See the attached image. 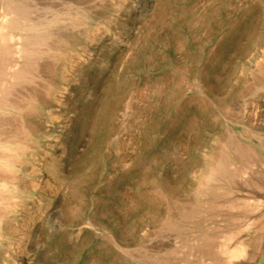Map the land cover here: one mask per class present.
<instances>
[{
	"label": "rangeland",
	"instance_id": "obj_1",
	"mask_svg": "<svg viewBox=\"0 0 264 264\" xmlns=\"http://www.w3.org/2000/svg\"><path fill=\"white\" fill-rule=\"evenodd\" d=\"M159 1H167L168 8L163 17L155 18ZM159 1L82 0L79 4L80 17H91L96 28L105 24L110 32L96 44L86 42L84 46L90 51H74L72 71L79 67L81 58L96 65L105 57L108 46L115 47L111 64L98 79L104 86L111 83L117 95L118 116L112 125L118 128V133L105 140L99 134L95 139L96 149H91L88 135L75 140L72 161L66 168L76 172L77 183L72 189L52 191L54 203L42 209L46 220L37 221L30 235L34 249L15 255L19 264H36L37 259L41 264H208L207 261L210 264L203 243H215L228 234L225 207L223 210L214 207V218H210L212 211L207 215L202 209V213L190 220V229L181 232L169 229L165 216L168 212L176 217L182 211L190 212L188 206L196 202L189 192L193 186L189 176L193 171L185 175V166H191V161L201 164L206 154L215 150L216 139L223 140L235 133L243 147L242 157L250 165L254 162L253 151L244 150L249 142L250 146L253 143L252 147L260 148L254 136H264V91L251 94L258 81L264 82V0ZM34 2L38 3V13L49 17L60 10L67 16L75 9L71 0ZM123 2L131 9L128 14L117 9L116 5ZM106 5L115 7L112 13L116 15H132L128 19V26L133 28L130 37L121 35L124 28L120 24L107 22L110 18L105 19L103 13ZM27 14L37 15L30 9ZM54 29L56 36L77 32L75 29ZM125 38L129 39L128 44ZM54 39L52 43L56 42ZM117 42L121 43L115 45ZM221 48L223 59L216 60ZM39 57L36 55L35 61ZM36 64L31 65L37 67L39 64ZM96 71L93 69L91 73ZM50 73L46 75L49 81L33 77L30 83L36 84L42 92L48 91L47 87L60 77V74ZM216 81L222 83L219 94L213 87ZM65 87L69 92L64 93V98H72L71 103H58L53 110L69 114L80 112L82 85L67 81ZM244 92L247 94H241ZM213 93L228 103V108H224L227 111L219 107ZM20 101V104L26 102L23 98ZM35 105L33 110H38V114L47 116L50 113L41 105ZM188 110H192L190 118ZM11 113L15 115L16 112ZM106 121L105 116L98 126L103 128L105 123L110 126L111 120ZM8 129L13 132L14 127ZM29 139L33 143L39 136L34 134ZM247 154L254 159H249ZM136 163L139 165L135 167ZM254 166L264 170L263 165ZM43 173L54 185L58 183L51 174ZM19 176L22 177L19 187H30L29 178L23 173ZM183 178L186 180L183 189L171 196L166 191L168 182L176 184ZM242 182L238 185L224 182L221 190L232 192L233 188L237 189L236 185L241 186L237 193H243L241 195L246 198L248 186ZM260 195L264 199V192ZM224 199L220 203L226 201ZM262 200L259 206L263 205L257 213L263 216ZM245 220L250 222V219ZM87 221H93L95 226L88 225ZM249 226H245L244 232L236 238L243 241L245 251L238 254L237 260L234 258V264H264V228ZM2 240L7 241L6 238ZM6 251L0 247V264H6L10 254Z\"/></svg>",
	"mask_w": 264,
	"mask_h": 264
},
{
	"label": "bare ground",
	"instance_id": "obj_2",
	"mask_svg": "<svg viewBox=\"0 0 264 264\" xmlns=\"http://www.w3.org/2000/svg\"><path fill=\"white\" fill-rule=\"evenodd\" d=\"M28 1L0 0V247H4L10 253L5 261L6 264H19L15 255L28 253L34 249L31 247L32 239L30 235L37 221L43 222L46 220L45 212L42 213V209L45 205L51 206L54 203L55 196L51 194L52 191L58 189L61 192V190L72 189L77 183L76 172H70L66 168L70 160L72 161L75 140L82 138L84 134L88 135L91 149H96L95 139L99 137V134L103 135L102 137L105 140L110 135L115 136L118 133V128L112 125V121L118 116L117 95L114 90L112 91L111 83L105 85V88L98 79L111 64V55L115 47L108 46L104 54L105 57L96 65L81 58L82 61L78 63L79 67L77 66L78 68L72 71L74 51H90L91 49L86 48L84 44L86 42L98 43L103 35L110 32V28L106 27L105 24L96 28L95 24L92 23L93 20L90 19L91 17H80L79 4L82 0H71L74 5L72 8L75 7L73 13L65 16V13L61 10L60 12L54 10L55 12L51 13L50 17L47 14L38 13L37 2L33 0L32 3H29ZM123 3L116 5L117 9L128 14L131 9L126 3ZM166 3L167 1L156 3L158 12L155 18L162 16L168 8ZM110 5H108L109 8L106 5L103 12L105 19L108 16L110 18V21H107L108 23L115 22L123 26L124 33L121 35L130 37L133 28L128 26V19L132 15L125 17L119 16V14L116 15L112 13L115 7L110 8ZM28 9L38 14L33 15L34 17L30 15L31 18L27 14ZM56 27L64 31L75 29L77 32L73 35L64 33L56 36L53 32ZM53 38L56 40L55 43L51 41ZM127 39L125 44L129 43V39ZM36 55L40 56L38 61L34 59ZM223 55L221 48L216 53L215 59L222 60ZM30 62L39 65L36 64L37 67H33ZM51 67H53V70H51ZM93 69H97L96 73H91ZM50 72L60 74V77L50 87H47L49 84L46 86L48 91L43 90L42 92L38 89L39 87H35L36 84L30 83L33 77L49 81L46 75L49 76ZM67 81L79 82L83 87V94L79 97L82 108L78 113L69 114L64 110H53V107L57 106L58 103L65 102V105L71 103L72 98H64V93L67 90L69 92V89L65 87ZM245 85L247 86V83ZM221 86V81H216L213 86L218 94V89H221ZM258 90L261 93L264 91V82L258 81L257 85L251 90V94L256 95ZM245 93L247 94V92L241 94ZM213 95L218 99V95L215 93ZM20 98H23V101L26 102L20 104ZM35 104L48 109L50 113L47 116L42 113L38 114V110L36 112L33 110L36 107ZM227 104L222 97L218 99L219 107L228 108ZM11 111L17 114L14 115ZM188 112L187 117L190 118L189 115L192 114V110H188ZM105 116L107 118L106 122L109 123L111 120V125L105 123L103 128H100L98 125L102 124ZM55 119L57 121H54ZM10 126L14 127L13 132L8 129ZM34 134L39 136V140L34 139L36 142L33 141L32 143L28 138ZM21 135L24 137L20 138ZM234 135L223 140L214 139L216 141L214 143L216 145L215 150L211 149L201 164L196 165L191 161V166H185V175L188 176L189 171H193L189 176L193 183L189 192L194 195L196 202L191 203V207L188 206L190 208L189 213L182 211L176 217V215L173 216L172 212H168L165 216L166 226L169 229L181 232L190 229V220L202 213V209L206 210V213L208 212L207 215L212 211L210 218H214L212 216V213H215L213 212L214 207H225L222 210L228 218L225 222L228 228V230L226 228L228 234L224 235L226 239L223 238L219 241L216 238L218 242L211 244L208 241L202 245L205 250L207 249L204 253L210 259V264H234V258L245 251L243 241L236 239L244 232L245 226L251 225L249 227L255 229L264 228V221L262 223L260 220L264 217V214L262 216V214L257 213L258 208L263 205L259 206V202L263 199L260 198V193L264 192V170L254 166L258 164L264 167V136L261 134L254 136L261 144L259 147L262 151L258 147L257 149L252 147L254 146L253 143L250 146L251 142L248 144L249 147L244 150L250 153L253 151L255 159L247 154L249 155L248 158L254 159V162L250 165L246 162L245 157H242L243 147ZM99 143L101 144V141ZM245 152L244 155H246ZM37 162L44 163L38 164ZM138 165L136 163L134 166ZM43 172H48V175L51 174L60 186L56 188L55 185L58 183L54 185L49 176H44ZM20 173L29 178L30 187L24 189L19 187ZM185 181V178L179 180L176 184L169 181L168 184L170 185L167 186L168 190L166 191L174 196L175 191L183 189ZM241 181L248 186H246L248 188L246 193L248 197L246 198L241 195L243 193L240 195L237 193L241 190V186H237ZM224 182L236 183L237 189L234 190L233 188L232 192L221 190ZM222 198H225L226 201L220 203ZM222 210L220 211L222 212ZM220 211L219 213H221ZM245 218L248 221L250 219V222H245ZM87 222L88 225L92 226L93 221ZM121 226L124 225L121 224ZM260 234L262 235V233ZM3 238L7 240L5 243L2 240ZM253 239L256 240L257 237ZM201 253L203 254V251ZM225 256H228L229 260ZM207 263L209 264L208 261ZM36 264H41L38 259Z\"/></svg>",
	"mask_w": 264,
	"mask_h": 264
}]
</instances>
